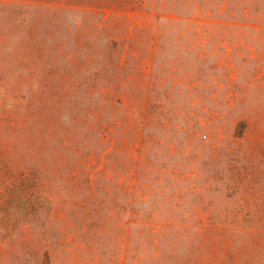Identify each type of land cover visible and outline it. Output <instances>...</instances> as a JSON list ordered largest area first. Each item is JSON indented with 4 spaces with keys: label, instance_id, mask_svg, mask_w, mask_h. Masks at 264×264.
Here are the masks:
<instances>
[{
    "label": "rangeland",
    "instance_id": "1",
    "mask_svg": "<svg viewBox=\"0 0 264 264\" xmlns=\"http://www.w3.org/2000/svg\"><path fill=\"white\" fill-rule=\"evenodd\" d=\"M0 264H264V0H0Z\"/></svg>",
    "mask_w": 264,
    "mask_h": 264
}]
</instances>
